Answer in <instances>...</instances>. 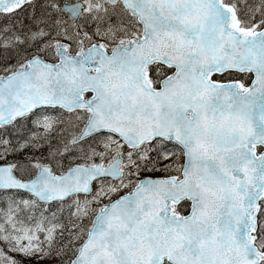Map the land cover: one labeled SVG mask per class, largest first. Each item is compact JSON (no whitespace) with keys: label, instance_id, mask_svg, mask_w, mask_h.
<instances>
[{"label":"snow or ice","instance_id":"1","mask_svg":"<svg viewBox=\"0 0 264 264\" xmlns=\"http://www.w3.org/2000/svg\"><path fill=\"white\" fill-rule=\"evenodd\" d=\"M0 264H264V0H0Z\"/></svg>","mask_w":264,"mask_h":264}]
</instances>
